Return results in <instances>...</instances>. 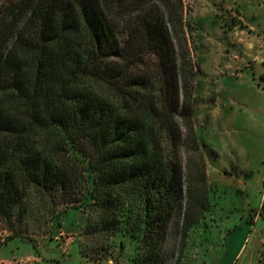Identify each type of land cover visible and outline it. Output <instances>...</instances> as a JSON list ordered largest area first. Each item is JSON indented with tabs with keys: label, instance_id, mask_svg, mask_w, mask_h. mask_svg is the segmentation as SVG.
<instances>
[{
	"label": "trees",
	"instance_id": "trees-1",
	"mask_svg": "<svg viewBox=\"0 0 264 264\" xmlns=\"http://www.w3.org/2000/svg\"><path fill=\"white\" fill-rule=\"evenodd\" d=\"M154 1L0 0V219L10 238L31 193L52 211L65 206L57 226L69 208L86 215L85 259L105 260L125 235L133 264H162L178 208L182 238L208 212L205 170L182 160L187 146L203 154L183 2L157 0L162 11Z\"/></svg>",
	"mask_w": 264,
	"mask_h": 264
},
{
	"label": "rangeland",
	"instance_id": "rangeland-1",
	"mask_svg": "<svg viewBox=\"0 0 264 264\" xmlns=\"http://www.w3.org/2000/svg\"><path fill=\"white\" fill-rule=\"evenodd\" d=\"M182 2L183 30L194 69L190 79L194 131L203 153L199 157L187 146L182 148V160L186 165L190 158L193 169L204 168L208 212L182 238L183 213L178 208L169 227L162 264H224L233 253L230 250L225 257V238L238 243L250 233L248 248L259 253L260 264H264V81H254L251 75L247 85L246 80L240 81L243 69L239 61H244L241 42L247 33L237 5L229 10L222 1ZM153 3L164 11L159 1ZM258 5L264 26V0H257ZM207 6L212 7L213 16L200 15L199 10ZM217 54L226 57L229 64L235 63L234 68L212 63ZM208 70L215 73L208 74ZM222 76L226 79L219 80ZM226 107L231 116H238L228 124L216 125L215 114L223 113ZM186 142L190 144L188 138ZM200 190L201 186L195 191ZM26 207L24 221L13 222L19 236L10 238L14 234L0 219V264H133L136 243L128 236L117 235L111 240L110 255L92 262L82 256L91 246L83 235L85 214L69 208L62 216V225L57 226L54 215L65 206L52 211L53 204L42 203L36 194L29 193ZM257 217L249 228L246 222L251 224ZM258 239L262 243L257 244ZM139 253L138 257L143 254L141 247Z\"/></svg>",
	"mask_w": 264,
	"mask_h": 264
},
{
	"label": "crops",
	"instance_id": "crops-1",
	"mask_svg": "<svg viewBox=\"0 0 264 264\" xmlns=\"http://www.w3.org/2000/svg\"><path fill=\"white\" fill-rule=\"evenodd\" d=\"M213 1V0H208ZM214 1H222L223 6L225 9L232 10L233 5L238 6L239 15L243 25L245 26L246 37L241 42L243 48V55L244 61H239L241 64L240 69L242 70V74L240 76V81L245 82L246 85L248 83V78L250 79V75L254 81H264V68L262 64L264 63V26L261 25V21L259 20V8L260 5L257 6V0H214ZM200 15H210L213 16L214 12L212 7H205L199 10ZM257 21H259L257 23ZM212 63L220 64L222 68H234V64H229L226 57H222V55L217 54L216 57L211 58ZM262 67H261V66ZM232 71V70H231ZM208 74H214L213 70H208ZM223 78H219V80L226 79L224 76ZM216 78V77H215ZM219 91V90H218ZM223 91H227L225 88ZM232 112V111H231ZM225 108L224 112L217 111L215 114L214 120L216 125L220 123H230L233 121L234 117L238 115L231 116ZM261 202L264 203V194L262 195ZM257 217L254 219V222L249 224L247 221V225L252 228L254 224H256ZM243 226L244 224H240ZM247 227V226H246ZM251 233L248 236H242L241 240L237 243L234 239L232 241H228V238H225V255L228 254V251H232L231 257L228 261H224V264H260L261 258L259 257V253H257L253 248H248V245L251 240ZM233 236V235H232ZM262 243V239L257 240V244ZM234 244V246H233ZM235 247V248H234ZM227 257V255L225 256ZM34 258V257H33ZM55 258V257H53ZM54 260V259H52ZM79 260V258H78ZM56 261V259H55ZM58 264V261L55 262Z\"/></svg>",
	"mask_w": 264,
	"mask_h": 264
}]
</instances>
